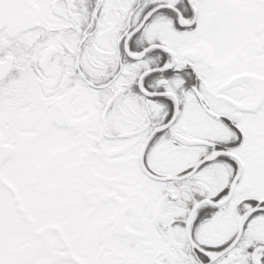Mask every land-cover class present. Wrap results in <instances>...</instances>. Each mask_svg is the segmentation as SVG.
<instances>
[{"label":"snow or ice","instance_id":"obj_1","mask_svg":"<svg viewBox=\"0 0 264 264\" xmlns=\"http://www.w3.org/2000/svg\"><path fill=\"white\" fill-rule=\"evenodd\" d=\"M0 264H264V0H0Z\"/></svg>","mask_w":264,"mask_h":264}]
</instances>
